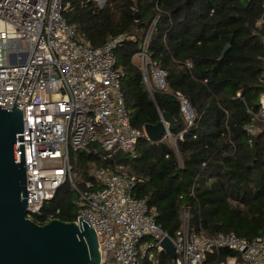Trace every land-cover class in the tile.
<instances>
[{"label": "trees", "instance_id": "trees-1", "mask_svg": "<svg viewBox=\"0 0 264 264\" xmlns=\"http://www.w3.org/2000/svg\"><path fill=\"white\" fill-rule=\"evenodd\" d=\"M62 2L66 22L93 47L124 38L113 51L131 125L142 133L135 157L106 161L91 146L71 152L77 189L92 180L91 168L120 163L137 179L135 197L145 200L169 236L179 230L184 210L197 234L264 235V125L256 123L254 135L243 128L254 124L248 110L255 112L264 94V0H106L101 7L93 0ZM150 27L148 57L166 72V88L152 93L132 59ZM177 93L192 111L191 124ZM161 113L173 120L171 138L150 141L144 126L157 124ZM75 199L64 184L33 219L43 223L53 213L72 222ZM226 255L221 250L209 260ZM170 263L161 252L157 264Z\"/></svg>", "mask_w": 264, "mask_h": 264}, {"label": "built area", "instance_id": "built-area-1", "mask_svg": "<svg viewBox=\"0 0 264 264\" xmlns=\"http://www.w3.org/2000/svg\"><path fill=\"white\" fill-rule=\"evenodd\" d=\"M65 9L62 0H0V107H16L23 115L26 218L37 224L57 218L50 213L39 223L33 216L40 214L59 187L69 184L78 207L74 222L79 216L94 230L99 264H139L144 259L157 264L159 254L165 252L161 246L165 237L175 252L170 264H264V235L247 240L233 232L197 234L189 228L187 210L181 213L176 234H166L154 222L145 200L133 194L137 179L123 164L91 168L92 180L77 189L71 152L91 146L106 161L118 154L135 157L134 146L142 133L131 125L113 51L124 38L93 47L66 22ZM150 32L151 27L132 59L152 93L166 88V72L148 57ZM177 95L191 124L192 111ZM248 112L254 124L243 128L254 135L259 131L256 123L264 125V94L258 109ZM166 137L171 138L168 128ZM16 146L19 158L18 141ZM221 250L227 252L224 259L209 260Z\"/></svg>", "mask_w": 264, "mask_h": 264}, {"label": "water", "instance_id": "water-1", "mask_svg": "<svg viewBox=\"0 0 264 264\" xmlns=\"http://www.w3.org/2000/svg\"><path fill=\"white\" fill-rule=\"evenodd\" d=\"M166 128H173V120L161 113L157 124L144 126V133L148 140L158 141ZM22 129V111L0 107V264H99L97 237L83 218L78 216L77 222L54 218L44 224L26 218ZM161 246L173 260L168 237Z\"/></svg>", "mask_w": 264, "mask_h": 264}, {"label": "rangeland", "instance_id": "rangeland-1", "mask_svg": "<svg viewBox=\"0 0 264 264\" xmlns=\"http://www.w3.org/2000/svg\"><path fill=\"white\" fill-rule=\"evenodd\" d=\"M101 1H102V0H96V1H95V2H96V5L100 6V5H101Z\"/></svg>", "mask_w": 264, "mask_h": 264}]
</instances>
